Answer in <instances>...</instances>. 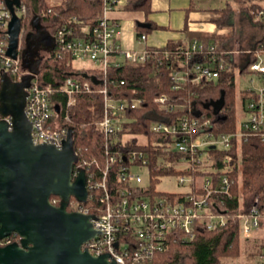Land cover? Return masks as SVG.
<instances>
[{"label":"built area","instance_id":"2783aa9c","mask_svg":"<svg viewBox=\"0 0 264 264\" xmlns=\"http://www.w3.org/2000/svg\"><path fill=\"white\" fill-rule=\"evenodd\" d=\"M127 0H102V12L89 35L75 36L71 28L62 27L53 35L56 55L68 53L72 61L89 60L105 74L111 64L119 66L123 62L144 64L152 56H159L166 61L176 58L174 68L170 72L172 89L177 90L185 83L212 81L219 77L227 62L223 55L233 56L240 51L226 48L218 53L216 44L199 39H191L174 50L164 46L146 45V34L137 37L144 46L138 51L123 48L119 38L121 27L116 19L108 17V13L121 9ZM264 2V0H262ZM19 18L25 16L23 3L14 6ZM11 12L0 0V77L5 74L11 81H21L28 71L21 66L19 56L12 59L6 55L8 45L7 28ZM251 21L254 24L264 22V8L251 11ZM86 30V29H85ZM20 32L18 53L21 50ZM7 38V39H6ZM261 51H256V58L246 62L240 69L255 75L258 88L242 90L239 101L240 116L236 119L235 130L228 133H215L210 118L195 109L194 104L175 103L168 95H158L154 101L170 112H180L172 119L155 121L150 125V131L157 136L151 142L157 153L148 154L141 149L140 144L146 141L143 134L134 135L122 128V123L128 120L125 113L138 109L144 104L143 98H115L109 95L106 87L100 89L103 95V115L97 122L99 130L104 135V152L107 161L101 170L100 179L95 180L92 172L86 174L88 199L94 191L101 192L100 212L95 214L92 225L96 234L82 248L91 255L108 254L109 260L116 264H138L153 253L167 248L170 239L182 237L185 241L193 238L199 227L214 230L224 226L228 216L225 211H216L214 198L218 195L231 197L233 168L240 163L233 162V148L239 149L242 142L255 139L264 143V41ZM252 49L246 51L250 53ZM180 56V58H179ZM162 58L158 61L159 65ZM167 61V63H168ZM171 62H173L171 60ZM244 72V73H246ZM254 79H251L253 82ZM104 82V81H103ZM123 81H121V84ZM90 91L88 82L67 78L59 88L66 95L65 104L53 100L54 91L49 85L38 82L37 75L26 88L27 96L24 112L31 122V137L34 144L46 143L60 149L67 138L70 114L75 104V95ZM135 91H133L134 93ZM58 104L59 110L54 106ZM237 111V109H236ZM5 120L11 125L10 116L0 114V121ZM128 129V128H127ZM136 137L135 145L132 142ZM140 146V147H139ZM221 156V164L217 165V155ZM157 156V167H166L176 173L178 184L186 186V190L177 193L161 192L151 189L142 181L134 169L144 171L151 181L150 160ZM164 157V158H162ZM183 165V167H181ZM85 165L78 162L77 169ZM165 176V175H164ZM87 199V201H88ZM55 205L56 198H50ZM87 203V202H86ZM73 211L87 213L86 206L77 202ZM239 222V234L243 239H253L255 233L264 226V189L254 197V203L247 209L240 202L235 215ZM12 236H18L12 234ZM10 236L0 239V247L12 242H19ZM264 264V248L260 255Z\"/></svg>","mask_w":264,"mask_h":264},{"label":"trees","instance_id":"16d2710c","mask_svg":"<svg viewBox=\"0 0 264 264\" xmlns=\"http://www.w3.org/2000/svg\"><path fill=\"white\" fill-rule=\"evenodd\" d=\"M2 1L5 3V0ZM233 1L237 2L248 16L251 11L264 8L262 0ZM20 3H23L26 8L25 16L20 18L22 33H28L26 29L31 27V20L37 16L46 24L45 30L51 37L62 27L71 28L77 37H86L92 27L96 25L103 7L102 0H60L59 3L55 4H52L51 0H20ZM151 3L152 0H127L122 10L139 11L147 16L151 12ZM228 6L216 10L212 19L218 28L217 32L204 35L203 37L194 36L190 40L196 38L206 42H213L216 44L217 52L223 53L226 50V44L234 35V25L230 20L232 8ZM144 23H149L150 26L148 28L136 26L137 37L162 28L150 23L147 19ZM229 27H231L230 31L224 35L222 30ZM27 33L21 37V50L25 47ZM3 36V31H0V40L3 39ZM263 41L264 37L253 43L247 62L255 60V53L262 50L260 45ZM184 44V42L175 43L168 41L164 47L174 50ZM55 51L56 47L54 45L51 51H45V54L40 56L37 79L40 84L51 86L54 91L52 99L63 105L66 102V95L59 92V88L67 78L88 82L90 91L80 92L75 95V104L70 114L68 129H72L73 147L78 155L79 163L85 165L86 174L92 172L95 180L100 179L101 170L107 161V155L104 152L106 139L97 126V122L103 115V95L100 93L102 87H106L109 95L115 98H131L134 96L143 98L144 104L142 106L138 109L126 111L125 117L128 120L125 121L126 123H122L121 127L126 128V132L135 136L140 134L146 136V141L140 144L141 147H139L148 154L159 152L155 150L153 144L151 145V142L155 138L157 139V136L150 131V125L155 121L172 119L180 113L167 111L156 103L154 99L158 95H168L175 103L194 104L195 109L210 118L213 124V131L217 134L235 130L237 89L233 60L229 54L224 53L223 55L227 65L219 73L217 79L206 82L199 81L197 83L187 82L182 88L173 90L170 72L174 68L173 63L178 57H171L169 61L167 60V63L159 54V56H152L144 64L129 62H123L119 66L111 64L107 67L104 74L101 69L96 67L77 68L68 53L58 56ZM160 58H162V62L156 68L155 65H159L158 61ZM242 72H246V69H243ZM121 81H123L122 84ZM133 91L135 92L133 93ZM221 95H223V106L219 113L215 115L213 106L209 105L206 107L205 105L211 101H218ZM135 136L131 146L136 143ZM157 154L159 156V153ZM232 154L233 162L237 161L240 163L239 166L235 165L231 173L233 178L232 195L231 197L218 195L214 198L216 202L214 209L216 211H225L228 216L225 225L214 230L199 227L195 231L193 238L187 241L181 236L172 238L169 240L165 250L153 253L138 264H221L222 259L236 258L238 256L242 239L239 234V222L235 215L241 201L245 209L249 208L254 203L255 195L264 189V143L253 138L248 139L246 142L241 143L239 149L234 147ZM217 156L219 158H217L216 164L219 165L222 162L221 156H223V153H219ZM156 158L157 156L153 155L150 160L152 178L149 187L151 189L154 188V184L159 177L176 173L166 167H157ZM239 175H241L242 179L243 199H240L241 196H239ZM260 180L263 183H257ZM53 197L59 203V198L51 196V198ZM100 199L101 192L94 191L91 193L87 203L80 202V204L86 206L89 214L95 215L100 212L103 206ZM77 202L75 198L73 201L70 198L67 208L72 210V204ZM11 237L16 240L18 236L11 235ZM250 240L255 239H243L245 242ZM261 240L258 243L257 256L260 255L264 248Z\"/></svg>","mask_w":264,"mask_h":264},{"label":"water","instance_id":"95a60500","mask_svg":"<svg viewBox=\"0 0 264 264\" xmlns=\"http://www.w3.org/2000/svg\"><path fill=\"white\" fill-rule=\"evenodd\" d=\"M5 3L12 15L6 55L17 59L21 21L14 5L20 0ZM39 20L37 16L31 20L35 33H27L21 50V66L28 74L17 82L5 74L0 77V114L11 118V125L0 121V239L14 233L20 238L0 247V264H116L108 254L93 256L82 248L96 234L92 225L96 216L67 209L71 197L82 203L88 199L85 170L78 168L73 176L78 155L72 129L60 149L32 141L31 122L24 112L26 88L39 72L38 51H51L55 45ZM137 26L150 24L137 22ZM209 105L217 115L223 95L205 106ZM54 109L58 111L59 105ZM51 196L59 198L58 205Z\"/></svg>","mask_w":264,"mask_h":264},{"label":"crops","instance_id":"0c3cea01","mask_svg":"<svg viewBox=\"0 0 264 264\" xmlns=\"http://www.w3.org/2000/svg\"><path fill=\"white\" fill-rule=\"evenodd\" d=\"M228 5H231L232 8L230 17L231 23L236 25L234 21L238 15H234L233 13L234 7L232 0H152L151 12L147 16L139 11H124L121 8L108 13V17L116 19L120 24L121 35L119 41L123 48L134 49V39L137 38V22L144 23L146 19L150 23L162 27L147 33L146 45L160 47L166 45L168 41L185 43L189 41L191 37H203L204 35L217 32L218 28L212 19L215 16L216 10L223 9ZM247 16H245L244 19L246 20L244 22H252ZM129 18L134 20L133 29L132 25H127V22H129L127 19ZM256 25L263 26V28H254L250 45H247L245 49H250L256 40L264 37V23ZM122 29L124 30L123 33ZM137 44L140 49L144 46L142 43H139L138 40ZM231 45L232 42L230 40L226 44V48H229ZM242 52L244 56L240 53V57L236 59H233L234 57L232 56L234 72L236 68L240 71L249 59L250 53H246V50ZM241 94L242 90L239 92V95L237 94V97L239 98Z\"/></svg>","mask_w":264,"mask_h":264},{"label":"rangeland","instance_id":"374dc122","mask_svg":"<svg viewBox=\"0 0 264 264\" xmlns=\"http://www.w3.org/2000/svg\"><path fill=\"white\" fill-rule=\"evenodd\" d=\"M52 4L55 3H59L60 0H51ZM231 1V0H229ZM233 1V0H232ZM232 5V2H231ZM231 5H229L231 7ZM262 5L264 6V2H262ZM228 6V7H229ZM233 13L234 15H238L234 21V23L236 25H234V35L231 38V42L232 45L229 46V48L232 51H240V54L243 55V50H249V49H245L247 48L246 46L250 45V41L252 39V35H253V31L254 28L255 29H261L263 28V26H258L252 22H244L246 19L245 16H247L248 14L245 12V10L241 9L239 4L237 2L233 1ZM251 14V12H250ZM250 16V15H249ZM249 16H247L248 18H250ZM244 19V20H243ZM251 20V18H250ZM127 25H132V29H133V25H134V20H132V18L127 19ZM39 25L41 27H46V24L44 22H42V20H39ZM124 28V27H123ZM230 28L227 29H223L222 33L225 35L226 32L230 31ZM28 32H33L35 33V30L30 27L28 29H26ZM124 32V30L122 29V33ZM27 33V32H26ZM25 32L23 33V36H25L26 34ZM220 38V37H219ZM224 38V36H223ZM135 41V46L134 49L135 51L140 50V48H138V44H137V38L134 39ZM129 49V48H127ZM233 59H236L238 57H240L239 54H235V52H233ZM42 56L45 54L44 51H42ZM94 64L89 61V60H77L74 62V66H76L77 68H89L91 66H93ZM251 79H254L253 82H251ZM235 84H236V89H237V94L239 95V92L241 90L247 89V88H258L259 87V83L258 81H256L254 75L252 73L246 72V73H240L239 69L236 68L235 69ZM238 115V118L240 116V106H239V101L237 103V111H236V116ZM140 141L144 142V139H140ZM183 167V165L181 166ZM137 173H139L140 177L142 178L143 183L145 184H150V179L149 176L144 172V171H140L139 169H134ZM240 174V172H239ZM238 181H239V196L240 199H243L244 195L242 192V179H241V175H239L238 177ZM257 183H263L262 180H260ZM154 188L157 191H161V192H170V193H177V192H182L186 190V186H182L178 184V178L176 175H165L162 177L158 178V181H156V183L154 184ZM74 197H71V201H73ZM242 205L243 202L241 201ZM58 205V204H57ZM242 241L240 243V249H239V254L236 258H225L221 260V264H262L261 263V259L259 257V255L257 256V252H258V243L259 240H261L264 244V226L261 227V230L258 231L257 233H255L254 238L255 240H250L248 242L243 241V238L241 237Z\"/></svg>","mask_w":264,"mask_h":264},{"label":"flooded vegetation","instance_id":"af4514ba","mask_svg":"<svg viewBox=\"0 0 264 264\" xmlns=\"http://www.w3.org/2000/svg\"><path fill=\"white\" fill-rule=\"evenodd\" d=\"M41 53H42V51L39 50V51H38V56H37L35 59H40V56L42 55ZM18 56H19L20 61H21V52L18 53ZM67 209H68V208H67ZM68 211H73V210H69V209H68Z\"/></svg>","mask_w":264,"mask_h":264}]
</instances>
